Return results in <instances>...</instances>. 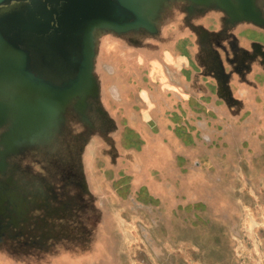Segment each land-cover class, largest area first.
Returning <instances> with one entry per match:
<instances>
[{
  "label": "water",
  "instance_id": "obj_1",
  "mask_svg": "<svg viewBox=\"0 0 264 264\" xmlns=\"http://www.w3.org/2000/svg\"><path fill=\"white\" fill-rule=\"evenodd\" d=\"M253 1L0 0V127L5 124L9 126L2 138L7 150L0 153V261L3 264L7 262L3 259H13L22 246L37 249L39 252L31 255L43 258L57 250L59 258L56 259L61 261L66 258L68 248L74 247L69 240L75 232L69 224L64 226V231L61 225L68 223L79 211L85 220L98 218L95 197L87 180L86 158L95 133L90 131L89 137L82 143L79 150L81 160L77 166L73 165L72 171L47 173L53 165L44 155L54 152L53 143L58 142L55 139L60 133L69 135L67 123L70 122V113L77 114L79 122L93 128L86 118V111L90 101H99L101 78L97 67L106 74L112 71L110 65L98 60L99 39L110 32L122 35L143 29L155 34L161 13L165 14L175 2L190 3L193 7L209 11H223L229 16L240 14L247 18L259 12ZM217 18L208 17L203 25L215 30L219 27ZM208 28L204 32L214 34ZM214 47L209 48L212 59L209 69L206 67V70H210L209 74L202 71L196 75L197 82L207 93L192 96L186 90L188 77L184 72H176L183 84L171 82L164 64L157 63V58L153 61L163 68L170 85L161 80L163 75L157 74L159 92L151 94L157 96L156 100L149 99V102L142 97L144 93L148 97L149 91L140 85L135 88L138 91L136 95L129 90L126 97L117 92L115 97H123L129 102L135 97L141 98L143 108L139 110V119L146 129H150L151 106L153 111L168 115L172 121L181 116L180 111L176 110L179 107L186 117L194 114L189 108L188 98L199 106L195 108L199 113L197 115H211L213 97H216L213 102L216 105L218 91L229 92L228 83L225 82V77H228L226 68L228 74L232 71L229 62L218 51L221 46ZM192 78L191 75L189 81ZM101 110H104L102 106ZM195 123H190V127H196ZM73 124L77 125L76 122ZM175 126L173 134L177 136L178 125ZM27 148H31V152L43 160L42 165L38 160L34 163L40 164L44 172L31 171L30 198L26 196L28 193L21 195L17 192L21 189L19 180L14 178L11 166L10 171L6 172L7 166L12 164H8L4 158L7 153L21 152ZM55 162L59 164V161ZM89 208L93 215L87 214ZM57 238L64 242L62 247L54 243L47 249L49 240L56 241Z\"/></svg>",
  "mask_w": 264,
  "mask_h": 264
},
{
  "label": "rangeland",
  "instance_id": "obj_2",
  "mask_svg": "<svg viewBox=\"0 0 264 264\" xmlns=\"http://www.w3.org/2000/svg\"><path fill=\"white\" fill-rule=\"evenodd\" d=\"M153 58L142 59L140 66L131 64L126 76L127 83L140 85L150 94L159 90L160 67ZM228 88L225 94L218 91L216 105L213 97L211 115L187 116L189 123L197 122L196 127H184L185 134L176 147H171L172 154L166 163L145 164L143 180L131 177L136 173L122 159L118 168H111L107 157L101 154L108 148V124L98 129L104 132V140L99 138L96 144L91 141L86 155L87 180L98 218L85 220L79 213L61 225L63 231L67 224L75 231L69 240L74 247L68 248L66 258L61 261L56 259L57 250L43 258L32 256L39 252L37 249L24 246L19 247L20 252L13 259L3 261L6 264H264V85L257 91L249 90L254 109L244 113L228 110L233 105L231 100H235V80ZM156 119L159 125L156 131L168 136L160 143L167 145L176 123L160 112ZM182 122L188 123L186 116ZM110 123L117 133L120 123L115 120ZM151 128L154 127L150 126L149 132ZM122 135L119 131L116 140L117 153L121 155ZM121 181H126L127 188ZM140 186L147 191L138 192ZM60 239L49 240L47 249L54 243L62 247L64 242Z\"/></svg>",
  "mask_w": 264,
  "mask_h": 264
},
{
  "label": "flooded vegetation",
  "instance_id": "obj_3",
  "mask_svg": "<svg viewBox=\"0 0 264 264\" xmlns=\"http://www.w3.org/2000/svg\"><path fill=\"white\" fill-rule=\"evenodd\" d=\"M253 4L259 12H257L258 14L252 13L246 18L240 14L229 16L223 11H209L201 7H193L190 3L175 2L165 14L161 13L159 26L155 34H150L147 29H143L122 35H115L110 32L102 36L99 39L98 60L110 65L112 71L106 74L100 67H97L99 79L101 78L99 101H90L86 111V118L93 125V128L86 127L85 125L87 124L84 125V123L78 121L77 114L70 113L68 116L70 122L67 123L69 135L63 136L65 132L60 133L59 137L57 136L55 139L58 142L53 143L54 152L44 155L49 161H52L53 165L47 173L54 174L57 171L63 172V170L66 172L69 169L72 171L73 165L77 166L78 161L81 160L82 155L80 156L79 150L81 145H83L82 142L89 137V132L95 133L94 141L96 144L99 138L104 140L102 135L104 132L101 133L102 131L98 129L106 124H108L106 128L108 131L106 135L109 138L106 140L108 148L103 150L101 154L103 157H107L111 168H118L120 159H122L129 169H132L133 172L135 171L136 174L131 175V177L143 180L146 165L153 164L154 162L159 163L160 161L166 163L169 160L172 154L171 147H176V142L184 136L186 130L184 127L187 125L190 127L189 118L186 117L188 123L182 122V117L185 116L184 110L181 107L176 108L181 114V116L173 120L178 125V133L177 136L171 135V141L165 145L164 143H160V141L165 139L163 137L167 135L163 131L161 133L156 131L159 128L156 119L158 112L153 111L152 106L149 109V125L154 128H151L153 130L149 132L142 125L140 119L137 121L138 125L136 127L131 122V114L129 115L130 111L128 110L133 107L136 110L143 108L141 103L136 101V97L130 102L125 101V99L123 100V97H115V92L125 97L129 90L132 91L134 89V93L138 92L135 91L137 84L127 83L126 76L131 69L129 66L131 64L140 66L142 59L145 60L151 56L154 57L153 59L158 58L157 63L164 64L168 75L167 78L173 83L183 84L180 75L176 72L182 74L184 72L185 76L188 77V83L185 85L187 87L186 90L192 96H198L204 94L206 90L197 82L196 75L198 73L201 74L202 71L205 72L206 67L207 69L210 67L212 59L209 54V48L221 46L218 51L221 57L229 62L232 70L228 74V68H226V75L228 77H225L227 80L225 82L230 86L232 80H235L237 86L234 95L235 100H231L233 105L228 110L230 112L238 111L239 113H244L247 109H254L248 93L251 90L257 91L256 89L260 85H264V0H254ZM211 16L218 17L219 27L215 30H211L212 28L209 29L203 25V21ZM206 28L214 31V34L204 32ZM160 65L158 74L163 75V79L161 80L165 84L170 85ZM191 75L193 78L191 79L192 81H189ZM104 77H107L105 78V84ZM131 77L132 75L130 74L128 80ZM51 79L54 80L53 77ZM221 80L223 81V79ZM134 82L137 83L136 80ZM155 91L159 92L157 89ZM157 92L155 93L157 94ZM225 92L223 91L224 94ZM147 95L149 98L145 93L142 94V97L149 102V99L153 100L154 97L150 92ZM245 99H248V102ZM188 101L190 110L194 114H199L195 109L197 104L190 98H188ZM228 104L227 107L231 105L230 102ZM246 104H248L247 107L245 106ZM143 105L145 106L146 104L143 103ZM101 106L104 110L100 112ZM189 108L187 107L188 111ZM73 118L75 121H72ZM112 120L117 121L118 124L120 123L117 133L113 123L110 125ZM75 122L77 125L73 124ZM8 128L7 124L0 127V153H4L7 150L2 138L8 132ZM119 131L123 132L122 137L119 138L121 146L124 145L122 147L124 150L122 155L120 152L117 153L118 144H116V140ZM188 137L190 136L188 135ZM130 141L132 143L129 145ZM184 143H188L187 138ZM117 156H119V160L116 163ZM4 158L8 164H12L7 166L6 172L10 171L9 166H11L15 174L14 178L19 180L21 189L17 192L21 193V195L28 193L26 196L30 198L31 171L44 173L41 168L43 160L31 152V148L17 153H7ZM37 160L41 165L34 163V161L38 162ZM55 161H59V164ZM122 183L127 188L126 181H121ZM139 191L146 192L147 190L144 186H140ZM66 196L68 195L66 194ZM79 213L81 211L77 215ZM87 214L93 215L90 208Z\"/></svg>",
  "mask_w": 264,
  "mask_h": 264
},
{
  "label": "crops",
  "instance_id": "obj_4",
  "mask_svg": "<svg viewBox=\"0 0 264 264\" xmlns=\"http://www.w3.org/2000/svg\"><path fill=\"white\" fill-rule=\"evenodd\" d=\"M153 97L155 98V100L157 99V96L156 95H153ZM140 99L141 98H139V97H137L136 98V101H138V102H140ZM128 111H130L129 112V115L131 114V122L133 123V125H135V127L138 125V120H139V114L137 113V110H136V108H131V109H129ZM157 117V116H156ZM137 119V120H136ZM141 122V121H140ZM177 143V145H178V142H176Z\"/></svg>",
  "mask_w": 264,
  "mask_h": 264
}]
</instances>
